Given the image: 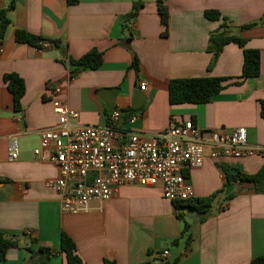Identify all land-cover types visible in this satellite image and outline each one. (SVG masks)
<instances>
[{"label": "crops", "instance_id": "1", "mask_svg": "<svg viewBox=\"0 0 264 264\" xmlns=\"http://www.w3.org/2000/svg\"><path fill=\"white\" fill-rule=\"evenodd\" d=\"M139 0H16L8 16L11 25L0 46V231L20 235L21 248L8 250L0 264H40L41 247L54 254L46 264H68L61 250L62 234L75 242L84 264H251L264 256V194L251 182L227 183L222 167L256 174L264 169V153L242 158L214 159L208 151L204 165L187 173L194 198L219 193L204 221L184 210L191 227V241L182 237L185 221L177 217L173 201L164 197L161 185H126L88 212L66 213L61 196L48 186L60 170L34 157L40 132L54 127L57 104L79 113L83 125H106L115 112L135 114L128 127L155 134L170 124L192 121L201 131L246 128L250 145L264 148V25L243 30L246 48L261 52V74L240 85L230 84L209 103L172 105V79L199 77L232 78L242 75L243 49L225 46L215 67L208 70L210 35L221 20H209L206 11H218L238 28L264 18V0H163L169 7L168 36L158 14L157 0H142L137 20L124 29L122 19ZM10 0H0V10ZM16 30L46 39L47 47L18 43ZM58 41L59 45H55ZM129 41V42H128ZM92 50L103 53L98 70H85L73 77L70 59ZM136 55L140 72L132 65ZM17 73L26 84L22 110L15 111L4 76ZM145 82V91L140 89ZM230 84V85H229ZM60 88V93L55 89ZM145 99L134 107L136 94ZM114 112V113H115ZM11 136H16L20 157L9 160ZM232 196V197H231ZM231 197V198H229ZM31 249V251L29 250ZM169 251L167 257L163 256Z\"/></svg>", "mask_w": 264, "mask_h": 264}, {"label": "built area", "instance_id": "2", "mask_svg": "<svg viewBox=\"0 0 264 264\" xmlns=\"http://www.w3.org/2000/svg\"><path fill=\"white\" fill-rule=\"evenodd\" d=\"M146 87L141 82L140 89ZM54 111L58 122L40 132L34 157L59 168L60 177L48 186L61 196L66 213L88 212L126 185H161L166 199L187 201L195 195L187 173L204 165L208 151L214 159L264 153L263 147L248 143L246 128L201 131L187 121L145 134L128 127L138 119L135 114L115 112L106 125H83L79 113L68 105L57 104ZM20 153L17 137L11 136L9 160L16 161ZM168 255L169 251L163 253Z\"/></svg>", "mask_w": 264, "mask_h": 264}, {"label": "trees", "instance_id": "3", "mask_svg": "<svg viewBox=\"0 0 264 264\" xmlns=\"http://www.w3.org/2000/svg\"><path fill=\"white\" fill-rule=\"evenodd\" d=\"M69 4H77L78 0H68ZM16 6V0H10L7 8L0 10V46L2 45L8 28L11 25V20L8 16L9 12ZM144 7V2L139 0L134 3L133 10L125 15L122 19L124 29H128L133 24ZM158 14L161 23L164 26L163 36L167 37L169 32V7L163 0H157ZM205 16L209 20L224 19L221 28L210 35L208 52L212 54L211 62L208 70H212L225 46L235 44L243 49L244 62L242 68V75L233 81L232 78H215V77H199V78H186V79H172L169 83V101L172 105L179 104H206L209 103L216 95L221 93L227 86V82L232 81L230 84L240 85L244 81L256 78L261 74V52L257 49L246 48L247 39L241 37L239 32L243 30H250L259 25H264V18L259 22H254L238 28V33L235 28L227 23V20L218 11H206ZM15 39L18 43L28 44L33 47L42 48V43L46 41L45 38L31 34L25 30H16ZM55 45H59L58 41H54ZM70 65L74 67L71 71L73 77L85 70H98L103 64V53L92 50L80 59H70ZM133 69L140 72V62L136 55L133 58ZM4 82L13 97V107L15 111L22 110V99L26 93V84L24 79L17 73H9L4 76ZM229 84V85H230ZM260 114L264 119V100L260 102ZM226 175L227 183L234 182H251L255 185V190L258 193L264 194V169L256 174H246L240 170L222 167ZM8 179L0 177V184L7 182ZM219 193L203 198H192L187 201H173L177 211V217L183 221L184 210H192L200 216V221H204L209 212L211 211L214 201ZM232 197V196H231ZM229 197V198H231ZM191 225L185 221L182 237L186 242L191 241ZM20 235H6L0 231V262L6 260V255L11 248H21L23 245L20 243ZM31 251V249H29ZM61 250L66 254L68 264H84L83 260L77 253V247L72 238L66 233L62 234ZM32 252V251H31ZM44 259L40 264H46L49 258L54 254L51 248L41 247L38 251ZM104 264H116L115 261L105 260ZM146 264H168L164 261ZM173 264H178L175 261ZM251 264H264V256L256 257L252 260Z\"/></svg>", "mask_w": 264, "mask_h": 264}, {"label": "water", "instance_id": "4", "mask_svg": "<svg viewBox=\"0 0 264 264\" xmlns=\"http://www.w3.org/2000/svg\"><path fill=\"white\" fill-rule=\"evenodd\" d=\"M129 42V41H128ZM136 101L134 102V107L135 108H139L143 105V103L145 102V99L142 97V95L140 93L136 94ZM115 104L112 102L110 104H108V109L110 113H114L116 110L114 109Z\"/></svg>", "mask_w": 264, "mask_h": 264}]
</instances>
